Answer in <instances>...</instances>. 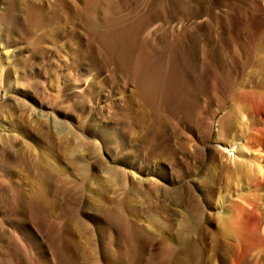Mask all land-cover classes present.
Returning a JSON list of instances; mask_svg holds the SVG:
<instances>
[{
  "label": "bare ground",
  "instance_id": "obj_1",
  "mask_svg": "<svg viewBox=\"0 0 264 264\" xmlns=\"http://www.w3.org/2000/svg\"><path fill=\"white\" fill-rule=\"evenodd\" d=\"M79 2L0 0L2 197L10 195L27 210H34L42 221L54 211L56 202L48 192L58 175L77 171L80 182L73 181L77 185L73 189H78L81 203L115 226L127 248L119 251L104 247L107 264L120 262L122 254L127 258L125 264L132 260V264H141L156 238L160 245L152 264H264V0H154L146 14L132 21L118 16L125 0H104L100 7L89 4L86 9ZM182 6L190 9V25L175 46L162 48L143 35L147 22L164 24L163 15ZM78 15L83 23L66 40L67 48L79 51L83 27L98 46L78 54L73 62L92 65L96 52L103 56V62H115L120 70L132 65L133 75L139 70L136 92L127 94L125 107L116 112L123 123L136 122L138 127L147 126L150 118L159 123L156 134L151 130L150 137L144 139L151 144L150 157L139 175L134 171L138 165L132 160L134 170L118 169L102 160L101 148L93 137H100L104 151L111 156L116 146L109 128H105L108 132L104 128L93 130L102 121L96 122L93 117V126L77 127L64 115V109L77 104L64 105L68 89L60 73L64 50L58 37L63 19L71 21ZM202 16L203 20H196ZM38 30L39 37L28 40V34ZM164 39L159 40L164 43ZM205 75L208 82L202 90L199 79ZM73 87L70 84L68 88ZM90 89L95 87L91 85L87 91ZM97 93L91 90V97L94 99ZM205 98L210 99L209 110L200 112L202 115L196 109L204 105ZM169 102L173 109L183 110L187 132L200 134L192 139L185 132L180 141L184 139L183 145L198 153L191 166L194 171L201 165V174L189 180V171L176 170L175 184L164 175L160 163L164 157L183 153L182 145L171 149L162 143L171 130L169 123L159 122L157 110ZM194 114L198 130L192 125ZM63 159L66 162L62 166ZM152 162L156 168L150 167ZM21 170L29 171L32 177L29 191L20 187L23 184L18 180L7 179L9 173ZM146 171L152 176L142 177ZM66 176L71 183V176ZM116 184L121 192H114ZM111 191L114 205L109 203ZM85 220L76 213L63 223L60 237L67 247L70 233H88L90 226ZM98 224L96 228L102 234L104 224ZM214 224L217 232L211 228ZM97 259H91V264H100Z\"/></svg>",
  "mask_w": 264,
  "mask_h": 264
},
{
  "label": "rangeland",
  "instance_id": "obj_2",
  "mask_svg": "<svg viewBox=\"0 0 264 264\" xmlns=\"http://www.w3.org/2000/svg\"><path fill=\"white\" fill-rule=\"evenodd\" d=\"M153 1L154 0H125L124 4L120 5L119 7L120 11L118 12V16H121L124 19L127 18L126 20L128 21H132V19L134 20L139 15L146 14L150 6L152 5ZM183 1L185 3L187 2V0H183ZM245 1L246 0H241V2H245ZM103 2L104 0H91L90 3H88L85 2L84 0H80L79 6L81 5L83 9H86L89 6V4H91L92 6L97 5L98 7H100L102 5L101 3ZM189 14H190V9L186 8V6L177 7V8L175 7L172 13L169 14L168 12L163 15L165 19L163 22L164 24H162L160 21L152 22V23L147 22L143 35H147L150 40L153 38L152 43L156 45H160L162 48L163 46L167 47V45L168 47H173L178 43L179 39L184 34L186 28L189 27L190 25V21L188 20ZM204 18L205 17L202 16L197 18L196 20L200 21L203 20ZM62 23H63V28L58 37V44L64 50V54L62 55L64 56V59L62 60L64 62L62 64L64 65L61 64L60 73H62L63 76L62 78L64 83L63 86L65 85L66 89H68L65 91V93L66 92L68 93V99H67L68 102H66L67 104L64 105L66 106L72 103L77 104L75 108L72 106L71 109L70 108L64 109L65 111L64 115L70 118L71 123H73L77 127L93 126L92 124L94 122L90 120L93 117L96 119L95 120L96 122L102 121L100 124L98 123L94 125L93 130L98 132L100 129L103 130L104 128V130L106 131L107 129L105 128H109L112 131L111 133H113V137H115L114 141L116 143V146L111 151L112 152V156H111L104 151V144L100 140V137H98V135H96V137H93V139L95 140L92 141L93 142L95 141V143L97 142L96 145L98 149L101 148L100 151L103 156L102 160H104L105 162L108 161L109 165L113 164V166L118 167V169L125 168V169L134 170L133 167H135V165H138L137 168L139 170L135 169L134 171L139 175L140 169L144 168L145 163L149 161V157H150L149 153H150L151 144L148 145L147 143H145L144 139H146L147 136L150 137L152 131H154L153 133H155V128H158L159 123L156 122L155 118H150L151 121L150 120L147 121L146 123L147 126L142 125L140 126L141 127L140 128L138 127L139 125H137L136 122L130 121L123 123L122 119H120V117L116 115V112L118 110L125 107L126 100L124 99H126L130 93L136 92L137 82H138V78H136V76L137 77L139 76L138 75L139 70H137V73L134 72L135 74L133 75L131 73V70L134 69L133 65L129 67L131 68L130 70L129 68L125 70L124 69L120 70L115 62L112 63L103 62L104 60H101L103 59V56L100 57L99 54H97L94 51V49H97L98 44H95L96 42H93L87 36L88 34L84 27L82 28L81 30L82 32L79 35L81 40L79 51L72 52L70 48H67L66 40L77 30L81 29L82 26L81 23H83V17L78 15V18L75 19L73 18L71 21H69L68 18H64ZM40 33L41 31L38 30L35 31L34 33L28 34V40L32 41L38 38ZM164 36H165L164 39L165 42L163 41L164 43H162L161 41L163 39L162 40L159 39L163 38ZM92 48H94L93 51L95 52L93 54H96V58L93 61L94 63L91 62L90 59L89 60L88 58L86 59L87 61L93 63L92 65L89 64L88 62L83 64L78 62L75 63L72 61V59H75L76 56H78V54H82L83 52L85 53L91 50ZM108 63H110L111 65ZM84 68H86L87 71ZM203 80L205 81L203 82ZM199 81L201 82L202 85L204 84V86L201 85V88L202 87L204 88L206 82H208L207 76L205 75L203 76V78L200 77ZM70 84H74L73 89L68 88ZM91 85H93L95 89H90L87 91L88 87ZM91 90L98 91L97 95L94 96L95 97L94 99L91 97L92 96ZM82 99H84V101H81ZM204 101H206V98ZM209 101L210 99L206 101L204 105L199 106L200 108L198 109V111L196 109V112L200 113V112L208 111L209 109L207 104L209 103ZM100 105L103 106L99 110L97 108ZM171 107L172 106L170 105L169 102L168 104L160 105L157 111L159 112V117H158L159 122L162 123L165 122L167 124L169 123L168 125L170 126V130H171L170 131L171 133L168 132L167 135L163 138L162 143L164 145L167 144L169 147L171 146L170 147L171 149L172 147L174 149H177L181 145L183 148V153L178 152L176 155L172 157H164L163 158L164 161L162 160L160 162L161 165H163L164 175L167 176V178L171 180L173 184H175V181L173 182V180L174 178H176L174 176V174L177 172L176 170L181 169V171H189L188 176L189 175L190 176L189 177L187 176L188 177L187 179L189 180L196 179L201 174V165L199 167L200 169L198 168V170H194V171H193L194 168L192 167L193 164L196 162L195 160H197L196 157L198 156V153L195 154V152H192L194 151L193 148L190 147L189 149L188 146L183 145V140H184L183 134L185 135V132L187 136L192 137V139H194L195 136H199L200 134L198 135L197 133L195 132L192 133L191 131L190 133H188L187 128L184 127L185 125L184 120L182 119V116L184 114L183 110L181 109L177 110ZM160 112H163L166 116ZM220 114L222 113H219L216 116V118H218ZM262 116H263L262 120H264V111H262ZM152 119L153 120L155 119L154 120L155 122ZM197 119H198L197 114H194L193 117L194 121L192 125L193 128L194 127L196 128V130H198L196 126L197 124H195L197 123ZM179 130L182 132V134L180 133ZM198 133H200V131ZM170 134H171V138L169 137ZM181 135L183 137L182 142L180 141ZM213 137H214V133H213ZM156 139L154 140L157 141ZM127 152H130L132 154L128 155L126 154ZM131 160L135 162V165L130 164ZM64 162H66L65 159L62 160L61 163L62 166ZM200 163L201 162H199V164ZM154 164L155 163L152 162L150 164V167L152 165L154 166ZM153 168L156 167L154 166ZM187 168L188 170H186ZM148 172L150 171L143 172L142 177H151L152 174ZM76 173L77 171H65L64 173L62 172L61 174H59L58 175L59 177L57 176L58 178H56L57 180L56 183L51 187V190L48 192L49 198L50 199L52 198L51 200L53 202H56L55 204L56 207L54 206V211L52 210V212L49 215H47V218L44 219L45 221L42 220L44 221L43 223L42 221L36 218V216L34 215V210L33 212H31L30 209L27 210L28 207H26L25 205H20L18 202H16V200H12L10 195H7V197L5 196L3 198L2 195L0 194L1 195L0 196V264H91L92 262L91 259L93 258H98L97 260L100 264H107L109 261H106V259L107 260L109 259L103 254L104 247L108 246L111 249H119V251H125L127 249L126 247H124L122 240L119 239L120 237H118L117 235L116 227L108 225L104 221L102 215H100L99 212H93V210H91L92 208H89L87 205H84L83 202L81 203L80 193H78L79 191L77 192L78 189L76 188L73 189V187H77L76 183H74L75 186L73 185V181L80 182V179H77L76 177L78 176L77 175L78 173L77 174ZM13 174L15 175L13 176ZM66 175L71 176L72 178L71 183L66 178H64L67 177ZM99 175L103 177V174L100 173ZM2 177L3 179L6 178L3 175ZM30 177L31 175L29 174V171L21 170L16 173H12V172L9 173L7 179L10 180L11 178H13L15 180H18L21 183L20 185L23 184V186L20 187H23V189L29 191L28 189L30 188L28 187V185L30 183V180H32V177L31 178ZM116 186L118 187L116 188ZM116 186L113 188L114 192H118V191L121 192L120 191L121 189L119 188L120 185L116 184ZM115 189L116 190L119 189V190L115 191ZM72 190L74 191L71 192ZM75 191L77 192V194ZM7 192L8 191H6V193ZM112 192L113 191H111L109 195L110 199L112 197L111 200L109 199L111 201V202L109 201V203H111L110 205L114 203L113 202L114 195ZM261 194H262V201H264V190L262 191ZM135 207H136L135 210L139 209V206L136 204ZM262 210H264V205ZM22 213L23 214L26 213V214L23 215ZM74 213L75 214L78 213L80 214V217L82 219L84 220L86 219L85 221L89 223L90 230H88V233L82 231L81 234H76L77 232L76 233L72 232L74 231L72 229L71 231L72 233L69 234L70 246L68 245L67 247L66 244H64V240H62L63 237L61 231H62L63 223H66V221H68L69 218L75 215ZM144 214L143 217L145 216ZM32 216H35V218ZM100 221H102V224H104L101 227L102 234L100 233L99 229L96 228L99 227L98 222ZM211 228L214 232H217V226L215 224L212 225ZM59 232L61 235L59 234L58 236ZM79 245L80 247H78ZM159 245L160 242L157 238L156 240L151 241V244L148 246L147 251L144 254L145 256L143 257L141 264H152L151 263L152 259L154 257V254L159 250ZM121 258L123 260H120V262H116V263L113 262L111 264H125L127 260L126 256L122 254ZM118 259L119 258L117 257L116 261H118ZM132 263L133 260L132 262H129L127 264H132Z\"/></svg>",
  "mask_w": 264,
  "mask_h": 264
}]
</instances>
